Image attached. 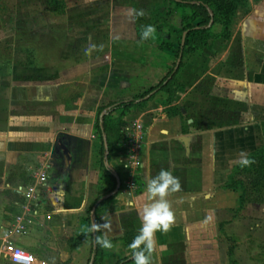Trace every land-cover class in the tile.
Returning a JSON list of instances; mask_svg holds the SVG:
<instances>
[{"label":"crops","instance_id":"crops-1","mask_svg":"<svg viewBox=\"0 0 264 264\" xmlns=\"http://www.w3.org/2000/svg\"><path fill=\"white\" fill-rule=\"evenodd\" d=\"M64 1L62 24L59 18L50 25L49 7L28 11L22 34L30 44L23 52L14 40L7 45L11 55L0 53V197L11 192L0 237L20 212L15 189L31 184L32 172L50 162L39 214L15 243L36 256L46 244L61 263L89 264V229L106 217L111 228L100 236L106 233L113 247L99 246L97 264H133L128 246L149 203L146 186L164 169L179 178L181 190L168 196L174 224L156 233L150 264H264V204L241 207L240 186L230 187L239 154L249 158L264 147V0L238 11L228 39L180 59L170 33L182 25L166 21L171 0ZM131 9L145 15L130 16ZM34 16L40 24L31 23ZM146 25L156 32L139 43ZM90 45L97 47L86 54ZM180 63L171 90L114 112L107 135L100 134L112 104L146 94ZM135 119L146 136L134 190L119 163L115 124ZM111 176L115 195L101 206L114 186Z\"/></svg>","mask_w":264,"mask_h":264},{"label":"trees","instance_id":"trees-1","mask_svg":"<svg viewBox=\"0 0 264 264\" xmlns=\"http://www.w3.org/2000/svg\"><path fill=\"white\" fill-rule=\"evenodd\" d=\"M171 2L175 5V8H177L181 12V29L172 27V31L170 33V39L174 40L173 42H176L178 48L176 58L180 59L181 56H184L187 52L210 48L216 39H228L231 35V27L234 23L238 11L241 8L247 6L249 0H171ZM216 24L221 25L223 28V31L219 34L214 32V26ZM185 33V44L184 46H182L183 36ZM163 44L164 42L162 43V45ZM181 64L182 63H180L179 65L176 64L169 73L168 77L160 85L151 89L146 94L128 102H119L112 104L107 110V117L104 118V122L102 124H98L97 126L100 134L103 137L107 135V119L109 120L108 122H111L110 120L114 112H118L120 110L121 113H124L127 109L139 103L145 102L149 98H152L160 90H171V88L176 85L174 79L181 67ZM169 77H172V79L168 80ZM58 147L62 150V152L65 153L66 156L68 155L65 146H63V142H58ZM249 159L253 160L254 163L248 167H241L240 165L237 166L235 168L234 175L230 178V187H232L233 189H237L240 186L242 190V195L240 198L241 207H243L248 202L264 204V186L261 187L260 185H258L254 189L249 191L243 181L235 182L234 180L235 176L239 173L247 174L253 173L255 171L258 161H264V147L252 153ZM66 161L68 163V157H66ZM105 170L109 172L107 168ZM111 177L114 182V186L112 190H110L108 197H102L100 199L101 206L113 199L115 195L114 190L117 185V179L113 176ZM96 236H100V232H96ZM93 244L94 243H92V245ZM98 256L99 246L97 245V249H93L92 247L89 264H97ZM125 263L126 261H122L118 264Z\"/></svg>","mask_w":264,"mask_h":264},{"label":"built area","instance_id":"built-area-1","mask_svg":"<svg viewBox=\"0 0 264 264\" xmlns=\"http://www.w3.org/2000/svg\"><path fill=\"white\" fill-rule=\"evenodd\" d=\"M146 128L142 121L135 119L127 122L122 130V153L119 163L127 174L126 186L138 188L139 170L141 169L140 154L144 145ZM51 163L46 162L32 172V183L19 186L15 191L22 197L17 205L20 212L11 221L2 226L0 237V257H5L11 264H46L38 261L34 255L15 243V239L26 236L30 231L32 219L39 214L44 190L50 183Z\"/></svg>","mask_w":264,"mask_h":264},{"label":"clouds","instance_id":"clouds-1","mask_svg":"<svg viewBox=\"0 0 264 264\" xmlns=\"http://www.w3.org/2000/svg\"><path fill=\"white\" fill-rule=\"evenodd\" d=\"M130 16H144L143 10H129ZM156 28L153 25H146L142 28L139 43H143L153 38ZM97 46L90 45L85 50L90 54ZM241 167H248L254 163L247 157V154L241 152L236 161ZM181 190V183L178 177L173 176L169 170L161 169L159 173L150 179L146 186L144 197L149 203L144 204L140 211L141 227L138 234L129 244L133 264H150V257L155 249V235L157 232L167 233L174 224L175 216L168 196ZM102 224L93 223L89 229L91 232H100L101 229H110L111 224L106 217H101ZM95 243L104 248L111 249L112 242L105 233L102 236L95 237Z\"/></svg>","mask_w":264,"mask_h":264},{"label":"rangeland","instance_id":"rangeland-1","mask_svg":"<svg viewBox=\"0 0 264 264\" xmlns=\"http://www.w3.org/2000/svg\"><path fill=\"white\" fill-rule=\"evenodd\" d=\"M260 1V0H256ZM251 4V0H249V5ZM65 1L64 0H0V39L3 40L2 46H0V53L4 55H11V49L9 43L13 42L14 40H18L16 42L17 50H22L23 52L26 50V46L30 44V40L27 36H24L23 29L26 31V25L28 21V11L31 13L33 11H39L40 9L44 8L47 9L48 7L51 8L50 11L52 13V18L50 20V25H54L57 19L59 20L60 24H62L63 20L62 17H58L59 12L61 15L63 13V9H65ZM248 6V5H247ZM246 6V7H247ZM48 8V9H49ZM242 9V8H241ZM169 16L166 18V21L169 19L170 22L176 23L178 25H182L181 21V12L175 11V5L170 3V7L167 9ZM176 12V13H175ZM178 12V13H177ZM171 14V15H170ZM173 14V15H172ZM36 16L32 17L34 19L31 23L33 24H40V20L35 18ZM55 22H54V21ZM164 20V19H163ZM166 21L164 23H166ZM14 25H18L17 27L13 28ZM63 26V25H61ZM23 28V29H22ZM40 30V29H38ZM69 30V29H68ZM223 31L221 25L216 24L214 26V32L219 34ZM28 43V44H27ZM5 45V46H4ZM13 50V49H12ZM127 122H119V124H115L117 128V135L121 138L122 137V130L125 128ZM235 182L243 181L250 191L254 189L256 186L260 185L261 187L264 186V161H258L255 171L253 173H239L235 176ZM10 190H6L4 192L3 197H0V214L2 215L5 210H9L10 208V197H9ZM264 196V192H263ZM9 215V212H7ZM6 213V215H7ZM43 246L46 244H42V248L39 250L40 255H34L35 258L45 262L46 264H69V263H61L57 256H51L48 252L49 249H45ZM0 264H11L9 260L5 257L0 258Z\"/></svg>","mask_w":264,"mask_h":264},{"label":"water","instance_id":"water-1","mask_svg":"<svg viewBox=\"0 0 264 264\" xmlns=\"http://www.w3.org/2000/svg\"><path fill=\"white\" fill-rule=\"evenodd\" d=\"M185 37H186V33H185L184 36H183L182 46H184V44H185ZM56 158H58V156H57ZM99 203H100V202H98V204H99ZM98 204L95 205V207H94V211H96ZM93 237H94V249H97V244L95 243L96 232H93Z\"/></svg>","mask_w":264,"mask_h":264}]
</instances>
